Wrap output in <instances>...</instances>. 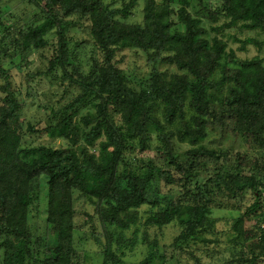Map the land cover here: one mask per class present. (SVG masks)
Returning a JSON list of instances; mask_svg holds the SVG:
<instances>
[{"label":"trees","instance_id":"1","mask_svg":"<svg viewBox=\"0 0 264 264\" xmlns=\"http://www.w3.org/2000/svg\"><path fill=\"white\" fill-rule=\"evenodd\" d=\"M7 1L0 0V6ZM21 1L40 9L43 21L21 29L11 45L28 57L30 51L52 45L48 36L55 33L56 53L42 74L60 70L64 94L72 87L77 93L52 109L46 128L26 127L27 103L1 62L2 54L12 57L11 45L4 48L0 42V248L5 264H80L77 195L86 198L104 227L121 233L142 222L149 229L179 227L172 244L179 251L220 245L219 239L210 238L219 222L212 215L214 204L222 206L224 198L244 203L250 196L254 202L228 233L235 250L231 264L264 261V227L258 234L245 231L246 218L264 214V59H240L224 39L210 38L204 20L190 10L192 0H144L142 23L127 22L140 0L123 8H112L105 0ZM219 1L225 23L212 27L213 33L234 27L264 32V0ZM210 14L213 20L221 15ZM76 27L88 30L99 53L88 69L76 51L80 45L73 47L70 31ZM241 43V51L249 45L264 47V40L256 38ZM134 50L144 52L154 66L136 94L120 84L121 55ZM166 57L174 72L157 68ZM105 78L109 85H103ZM87 100L93 111L78 118ZM225 130L260 148V157L245 161L249 173L241 165L244 156L233 157L230 149L208 144L212 133ZM36 134L67 145L27 143L26 137ZM185 144L190 148L182 154L179 148ZM153 148L156 160L136 155ZM157 184L163 196L152 191ZM44 188L46 225L56 236L53 246L47 233L44 237L31 228V210ZM147 205L152 209L142 221L140 209ZM93 237L103 248L104 264H123L118 252L126 242L119 239L114 249L112 237L107 236V243L95 232ZM156 257L152 251L141 264H152Z\"/></svg>","mask_w":264,"mask_h":264},{"label":"rangeland","instance_id":"2","mask_svg":"<svg viewBox=\"0 0 264 264\" xmlns=\"http://www.w3.org/2000/svg\"><path fill=\"white\" fill-rule=\"evenodd\" d=\"M129 1L105 0V3L112 8H123ZM144 6L145 1L140 0L138 5L133 8V16L127 22L142 23L144 20ZM221 6L222 2L219 0H192L190 10L194 16L204 20V26L209 30L210 38L219 36L224 39L229 44V48L237 53L238 58L245 60L259 56L264 59V47L259 50L256 46L249 45L246 51H241V41L248 38L264 40V32L261 30L244 32L234 27L223 29L218 34L212 32V27H219L225 23L221 14ZM211 11H219L221 14L217 15L220 16L219 19L218 17L217 20L211 19ZM42 21L43 17L40 9L28 3H23L21 0H10L3 3L0 6V42L2 47L6 48L13 41L20 38L19 31L21 29L39 25ZM179 28L181 30L184 29L182 26H179ZM70 34L73 38V47L80 45L76 47V51L86 65V69H88V63L94 58H99V53L94 47L88 30L83 27H76L71 29ZM48 38L52 41V45L42 50H32L28 53V57L20 55L12 45L9 48V53L12 57L1 55L3 66L12 74L14 89L17 91L20 100L27 103L24 112L26 127L33 125L37 130H43L51 123L52 109L61 108L77 93L75 92L77 88L72 87L70 93L66 94L67 96L64 94L65 90L59 84L62 77L60 70H56L51 75L42 74L48 70L50 62L56 53V46H53V44L57 45L55 33H51ZM1 43L0 49L2 50L4 48H1ZM15 55H17L16 58L12 59ZM121 58H123L121 65L122 77L120 79L121 88L133 94L139 93L143 90L146 81L149 80L154 66L149 63L147 55L142 51L126 52L121 55ZM157 68L164 72H174L176 70L170 57H166L164 62ZM2 85L3 81L0 80V88ZM103 85H109V81L106 78L103 81ZM3 98L4 95L0 90V106L3 104ZM90 111H93V108L90 105V100H87L79 108L80 115L78 118H82ZM26 140L29 144H44L57 148L67 145L64 140L52 139L46 134L28 136ZM156 144L157 139L155 137L153 141L154 147ZM208 144L214 147L230 149L233 157H236L237 154L244 156L241 165L245 168L246 173H249V164L245 161L255 160L261 155L260 148L256 147L253 141L236 136L230 130L212 133ZM189 148L190 146L185 144L179 148V151L184 154ZM136 155L138 158H153L155 160L158 158L157 151L154 148L145 153L137 151ZM133 156H131V159ZM43 191L44 194H41V200L31 210V228L35 233H38L39 230V233L44 237L47 233L50 245L53 246L54 241L52 239L56 238V236L52 233L51 228L46 225L47 189L44 188ZM152 191L156 192L157 195L163 196L162 193L158 194L160 193V184L155 185ZM163 193H167V189ZM253 202L254 199L249 196L244 203L238 199L230 200L224 198L222 206L214 204L212 215L219 219V222L217 224V233L214 236H210V238L219 239L221 244L209 247L203 245L193 246L185 251H179L172 247L175 238L180 234L181 230L179 227L170 226L162 230L149 229L142 222V224L132 228L130 231L121 233L115 228L104 227L86 198L77 195L75 200V209L77 210L76 249L80 254V264H104L103 248L93 237V232L101 237L104 243L108 241L107 236L112 237L114 239V249L119 247V239L126 242L123 250L118 252L123 264H141L149 257L152 251L157 253V257L152 264H231L234 261L233 253H235V250L229 242L228 233L233 232L234 220L244 214L246 208L251 206ZM151 209V206L148 205L140 209L142 221L146 220ZM261 214L263 213L260 211L258 215L252 214L251 218H246V232L259 233V227H264V222H262L264 214L262 216ZM42 244L44 245L43 241ZM153 244L156 246L155 249ZM4 253V248H0V264H5ZM163 256H165V260L162 259ZM33 264L42 263L34 262ZM258 264H264V261H260Z\"/></svg>","mask_w":264,"mask_h":264}]
</instances>
